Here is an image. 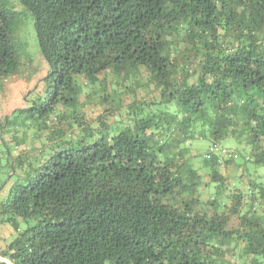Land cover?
<instances>
[{"label": "trees", "instance_id": "16d2710c", "mask_svg": "<svg viewBox=\"0 0 264 264\" xmlns=\"http://www.w3.org/2000/svg\"><path fill=\"white\" fill-rule=\"evenodd\" d=\"M16 1L48 71L43 97L14 113L54 148L15 160L25 184L0 203V224L18 234L0 264H264V0ZM8 3L0 84L22 62ZM82 95L110 114L85 122ZM196 139L236 142L221 149L248 173L246 194L219 170L223 157L197 167Z\"/></svg>", "mask_w": 264, "mask_h": 264}, {"label": "rangeland", "instance_id": "374dc122", "mask_svg": "<svg viewBox=\"0 0 264 264\" xmlns=\"http://www.w3.org/2000/svg\"><path fill=\"white\" fill-rule=\"evenodd\" d=\"M11 2L16 4V6L14 7L8 3L7 7L21 14L12 41L21 55L22 62L18 74L0 84V110L7 112V116L9 117L6 116L7 119L6 117H2V121L0 119V123H2L0 124V203L5 200L4 195L12 186L19 187L25 184L20 174L21 169L15 165V160L20 156L34 158L37 153L39 154L37 155L39 160H42L51 154V147L54 148L53 143H51V133L47 131L40 132L37 124L25 119L24 115L28 114L18 116V112L14 113L15 110L32 108L34 103L39 100V97H43L44 77L47 75L48 65L42 56L34 27V16L22 4L19 3L17 5L16 0H11ZM142 84L143 86H141ZM145 86V82L142 79L134 83L137 99L146 97L144 96ZM85 98V95H82L80 103L84 102ZM123 101L122 107L130 104L129 98L123 99ZM84 105H86V102H84ZM106 107L109 108V105L107 104ZM76 111L78 116L85 114V122L96 125L98 123V116H107L111 110L104 111V107L96 105L93 102L86 106H78ZM54 122L57 121L54 119ZM51 126L57 134L66 129L64 124ZM22 140L25 141V144L21 147L17 146V141ZM189 145L191 153L198 158L195 159L197 167H201L203 157L206 158L207 153L212 147L211 141L209 139H196L191 141ZM217 147L220 149L224 147L234 151L237 145L235 141L225 139ZM226 158L227 156L221 159L219 170L226 176L232 188H239L241 190L245 188L244 193L246 194V184L244 183L246 178H244V175H248V173L243 171V169L225 166ZM13 164L14 168H12ZM250 172L253 174V169ZM262 173L263 171H260V174ZM24 227L25 224L21 226V230ZM17 234V231L11 228L10 225L0 224V250H3L7 244L14 240ZM230 261L231 264H241L237 257L232 258Z\"/></svg>", "mask_w": 264, "mask_h": 264}, {"label": "built area", "instance_id": "2783aa9c", "mask_svg": "<svg viewBox=\"0 0 264 264\" xmlns=\"http://www.w3.org/2000/svg\"><path fill=\"white\" fill-rule=\"evenodd\" d=\"M229 155V152L226 149H220L217 146H212L207 153V158L211 159L214 156H221V157H226Z\"/></svg>", "mask_w": 264, "mask_h": 264}, {"label": "crops", "instance_id": "0c3cea01", "mask_svg": "<svg viewBox=\"0 0 264 264\" xmlns=\"http://www.w3.org/2000/svg\"><path fill=\"white\" fill-rule=\"evenodd\" d=\"M8 114H7V112H3V110H0V119H1V121H2V117H6ZM11 189V188H10ZM9 189V190H10ZM9 190H8V192L4 195V197L6 198L7 197V195H8V193H9ZM0 200H1V193H0Z\"/></svg>", "mask_w": 264, "mask_h": 264}]
</instances>
